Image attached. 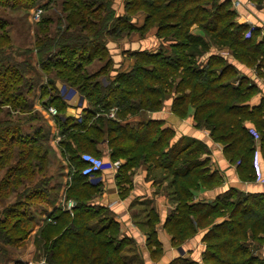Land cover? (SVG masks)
I'll use <instances>...</instances> for the list:
<instances>
[{
  "label": "trees",
  "instance_id": "16d2710c",
  "mask_svg": "<svg viewBox=\"0 0 264 264\" xmlns=\"http://www.w3.org/2000/svg\"><path fill=\"white\" fill-rule=\"evenodd\" d=\"M16 3L8 7L26 10L27 15L36 5L35 0ZM52 3L50 0L39 8L48 12ZM115 3L62 0L66 15H41L35 24L33 45L19 52V60L7 53L13 48L12 30L3 32L9 23L0 22V84L4 92L14 93L13 100H6L8 105L11 103L9 106L19 114L27 113L23 126L19 120L12 129L10 121L0 122V145H4L0 167L6 164L16 143V129L28 138L20 143L38 142L34 135L40 134L43 126L33 123L43 115L39 111L31 115L34 104L29 102L37 83L42 107L53 106L58 111L54 117L60 136L58 149L71 178L64 196L66 201L75 202L72 214L55 203L53 211L47 212L46 194L57 193L54 186L49 187L51 177L43 175L49 171L48 151L44 150L39 158L34 148H29L16 166L7 168L0 183V264L8 258V247L23 244L33 227L38 229L32 243L41 264H144L134 254L133 241L121 237L120 225L111 211L91 204L102 189L100 174L93 179L84 176L86 164L81 156L91 154L103 159L100 147L105 144L111 163L126 161L116 173L118 188L120 183L129 182L126 174L132 167L145 162L162 166L172 175L179 203L165 227L176 245L194 236L198 228L209 227L216 218L229 215L228 220L207 232L202 262L182 256L175 264H264L256 254L264 245V194L245 196L231 190L212 203L192 205L194 189L218 185L220 181L217 172H210V160L204 157L209 154L208 147L190 138H181L171 146L175 132L163 128L161 121L145 118L147 112L160 111L172 99V112L177 118L183 119L193 111L196 127L208 131L211 139L223 147L226 159L237 165L240 178L256 180V152L264 174V99L255 107L249 102L261 93V88L229 58L211 51L228 49L234 61L254 69L257 78L264 80V41H259L260 33L237 22L229 0H123L122 15ZM138 14L146 16L142 27L133 22ZM195 25L202 34L192 32ZM151 29H156L158 48L131 53L132 68L116 70L109 44L136 34L144 38ZM204 56L208 57L201 63ZM95 62L100 66L93 72L88 67ZM62 88L77 92L89 103L76 113L81 120L76 114L67 116L71 106L61 96ZM112 111L115 118H109ZM137 117L140 121L130 122ZM248 124L254 126L258 140ZM24 127L31 132L23 134ZM45 137L40 140L48 141ZM37 155L40 162L33 170L20 165ZM22 177L38 178L34 187L24 185L29 202L14 190L15 185H23ZM12 194L16 202L7 204ZM32 207L45 214L44 218L29 213ZM149 218L148 241L155 254L161 250L155 233L157 220L153 214ZM29 225L33 226L26 232Z\"/></svg>",
  "mask_w": 264,
  "mask_h": 264
},
{
  "label": "crops",
  "instance_id": "0c3cea01",
  "mask_svg": "<svg viewBox=\"0 0 264 264\" xmlns=\"http://www.w3.org/2000/svg\"><path fill=\"white\" fill-rule=\"evenodd\" d=\"M232 4V10L236 12V20L240 24L249 26L260 33L259 41H264V0H229ZM235 2H238V6ZM116 7L119 14H123V0H116ZM146 16L138 14L134 17L133 22L137 27H142ZM195 27V26H194ZM202 34L199 30L198 33ZM134 36H137L134 35ZM139 36V35H138ZM126 40L109 44L110 54L115 65V69L120 72L129 71L134 65V60L130 57L131 53L137 51L156 50L160 42L156 38V29H151L144 38L133 37L127 43ZM213 53H220L222 56L229 58L230 62L237 64L241 73L247 74L261 88V93L257 94L249 102L251 107L259 106L264 99V84L255 75L254 69H247L234 61L228 49L216 50ZM208 56H204L200 61L204 63ZM58 87L61 85L58 83ZM78 93L70 92L69 97L65 100L71 107L67 108V116H75L77 112L74 107L77 105ZM173 100L165 103L164 107L157 112H147L146 119L163 122V128H170L175 132V138L170 145L173 146L181 138H190L198 140L205 144L209 149V154L205 158L210 160L209 169L211 173L217 172L220 177L218 185L211 187H199L192 191L193 198L191 204H208L214 202L217 198L223 196L231 190L246 195L264 194V184L257 180L243 181L238 172L237 165L232 164L226 159L223 153V147L215 143L208 131L198 129L193 120V111L183 118H177L172 112ZM87 107V106H86ZM47 125L56 131L54 118H49L47 113L41 112ZM77 115V114H76ZM110 118V117H109ZM51 121V122H50ZM140 119L133 118L132 123H137ZM252 129L254 126L248 124ZM58 141L51 143L57 144L60 136L56 137ZM58 148V147H57ZM103 149V160L111 162L107 145L100 147ZM116 173L119 168L125 165V160H119ZM116 173L106 170L100 174L99 183L102 186L100 194L92 201L93 206L107 208L111 211L115 221L120 225L121 237L128 238L135 244V253L144 264H175L176 261L185 256L195 262H202L203 255L207 250L205 236L210 228L229 219V215L216 218L209 227L198 228L197 233L189 237L181 246L175 244L171 232L165 227L168 217L175 213L178 206V197L173 185L172 175L162 166L155 163H143L138 167H132L127 172L128 183L116 184ZM65 199H60L64 203ZM189 202V203H190ZM75 203V202H74ZM150 214L157 220L155 226L156 239L161 245L160 252L153 253L155 248H151L148 241L150 231L149 222ZM258 257L264 260V245L256 251ZM21 260H25L21 258Z\"/></svg>",
  "mask_w": 264,
  "mask_h": 264
},
{
  "label": "rangeland",
  "instance_id": "374dc122",
  "mask_svg": "<svg viewBox=\"0 0 264 264\" xmlns=\"http://www.w3.org/2000/svg\"><path fill=\"white\" fill-rule=\"evenodd\" d=\"M50 0H35V6L34 8H32L29 11V15H27V11L26 10H16V9H11L8 7L9 3H13V4H18L16 2H21V0H11V1H4V2H0V22H8L9 26L7 28H5L3 30V32H6L7 30H12L11 32V38L12 41L11 43L13 44V48L12 51H7V53L12 54L13 56H15L16 59L19 58V52L23 51V48H25L26 46H32L33 42H34V35L36 32V22L38 21L37 19L33 18L32 14L35 12V9H37L38 7H40L41 5L49 2ZM53 3L50 5V9L48 12H43L42 16H52L53 14L52 12H56L58 15H63L65 16L66 14H64L62 12V6H61V1L62 0H51ZM27 16V17H26ZM54 19L56 20V17L54 16ZM63 24H66V22L64 21ZM192 32H199L198 26L195 25V27L193 26L191 28ZM171 32L168 33V35H170ZM133 37H140L138 36H129V38H125L124 40H126L125 42L127 43L129 40H131ZM6 47V46H5ZM167 54L169 55L170 52H167ZM19 60V59H18ZM95 65H91L90 67H88V69L92 70L93 72H95L97 70V67L100 66L98 63L96 64V62L94 63ZM93 66V67H92ZM259 80L264 84V80L262 78H259ZM36 81V80H35ZM35 88L37 87V83L34 84ZM2 85L0 84V122L1 121H10V127L11 129L14 128L15 126L13 125V123L16 121H20L21 122V126H23V122H24V118L27 117V113H22L19 114V112L17 110H15V108L11 107L8 105V103L6 102L7 98L11 97L12 100L14 99V93L12 90H9L7 92L3 91ZM11 88H15L14 86H11ZM34 88V90H32L31 95H29V102H33L34 104V111L31 112L30 114L33 115L34 112H42L45 110H43L44 108L42 107L41 104V100H40V90L37 87L36 89ZM11 100V101H12ZM86 106H89V103L86 102ZM81 109L79 108L77 112H80ZM38 112V113H39ZM42 114V113H41ZM26 116V117H25ZM49 117V116H48ZM51 118V117H49ZM142 118V117H140ZM139 119V118H138ZM51 122V121H50ZM34 126H38V125H42L43 126V130L40 132V134L38 135H34L37 136L38 138V142H36V144L34 145H29V144H22L20 143L21 139L26 140L28 139L27 137H24V135L19 133V129L15 131V145L12 146L10 151V154H8V158L6 159V164L4 166L0 167V183L2 184V180L4 177H6V171L7 168H11L16 166L19 160H21L22 156L24 154H26V151L29 150V148H34V152L36 154L40 156L42 155V152L44 150L48 151V157H47V164H48V169L49 171L46 174V176H50L51 180H50V184L49 187H53L55 190L57 189V193H55V191H51L50 193H47L46 195H48L49 198V205L47 206V212L51 213L53 211V204L55 203V206L57 207H62L63 208V203L60 202V199H65L64 193L67 190V184L71 183V178L68 174V170L67 167H63L64 166V160H62V157L60 156V150L57 148L58 146H56L57 144H53L51 143L52 141H58V139L56 138L57 136H59V131H55L51 125H47L46 120L44 119V117H40L38 118V120H35V122L33 123ZM55 128L56 125H54ZM23 134L26 132H31V129L28 127H24V130H22ZM7 138L9 135H6ZM32 136V138L34 137ZM43 136H46L48 138V141H44L42 142V140H40ZM45 137V138H46ZM1 138V137H0ZM32 138L30 139L32 141ZM42 142V143H41ZM41 144V145H40ZM40 145V146H39ZM4 151V145H0V156L2 155V152ZM35 156L32 157L30 159H28V161L22 162L20 163L21 166H27L29 167L30 170H33V168L35 167V165L37 163H39L40 161L38 160L39 158ZM25 178V177H22ZM38 178H33V177H27L25 179H21L23 183V185H15L16 188H14V190L17 191V193H19L18 195L22 194V200H26L29 202V200L26 198V187L30 186V187H34V183ZM24 185L26 186L24 188ZM14 186V187H15ZM58 186H60V188H58ZM18 195L17 198H18ZM14 194L11 195V197L9 199H6L7 204H10L11 202H16V200L14 199ZM50 197H51V201H50ZM56 197V198H55ZM26 198V199H25ZM48 200V199H47ZM36 204H41L39 202L36 201ZM37 207V205H36ZM2 210L0 209V218L3 217L2 215ZM28 212L31 214H35L37 216V218H44L45 214H42L41 211H39L38 208L32 207L30 209H28ZM46 213V212H45ZM47 214V213H46ZM43 215V216H41ZM12 222L15 221V218L11 219ZM33 225H29L25 230L26 232L30 231V228H32ZM34 231L31 232V235L28 236V238L26 239V241L23 244L20 245H16L13 247H8L9 249V253H8V258L6 260H4V262H2V264H14L16 261L21 260V258L26 259L28 261L34 262V264H41L39 263V261L37 260L36 256H35V247L34 244L32 243L35 234L38 232V229L33 227ZM30 234V232H29ZM9 262H8V261Z\"/></svg>",
  "mask_w": 264,
  "mask_h": 264
},
{
  "label": "built area",
  "instance_id": "2783aa9c",
  "mask_svg": "<svg viewBox=\"0 0 264 264\" xmlns=\"http://www.w3.org/2000/svg\"><path fill=\"white\" fill-rule=\"evenodd\" d=\"M236 5L238 6V2H235ZM43 14V10L41 8L35 9V12L32 14L33 18L39 20L41 15ZM70 95L69 89L62 88L61 90V96L66 100ZM76 107L79 109H85L86 108V101H84L81 97L78 96L77 99V105ZM47 115L51 118H54L55 116L58 115V111L56 107L50 106L46 109H44ZM77 117L81 120V115L77 114ZM110 118H115L114 111H112L109 115ZM251 134L255 137V140H258L259 137L257 133L251 129L250 130ZM82 161L86 164L85 169L83 170V175L94 178L95 175L101 174L102 172L109 170L113 173H116V169L119 165V163H111V162H105L103 159L98 158L94 155L91 154H83L81 156ZM253 166L256 172V180L264 184V174L261 169V164H260V156L258 152L255 153L254 160H253ZM75 206L74 201L68 200L64 201L63 207L65 210L70 212L71 214L73 213V208ZM16 264H34V262L28 261V260H20Z\"/></svg>",
  "mask_w": 264,
  "mask_h": 264
}]
</instances>
